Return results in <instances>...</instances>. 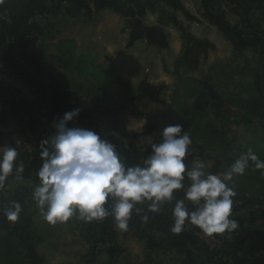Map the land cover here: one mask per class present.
<instances>
[{
  "label": "trees",
  "instance_id": "16d2710c",
  "mask_svg": "<svg viewBox=\"0 0 264 264\" xmlns=\"http://www.w3.org/2000/svg\"><path fill=\"white\" fill-rule=\"evenodd\" d=\"M110 4L115 11L125 15L128 9H136L140 0H103ZM264 0H207L209 8L217 16L220 23L227 28L228 33L239 39V45L233 49L230 60L216 62L210 66L207 73H204L200 79L192 77H175L176 90L171 100L172 104L185 105V99L178 93L180 86H186L187 83L195 85V89L188 87L189 98H194L196 106L189 109L187 113L179 118V124H182L183 130L187 131L191 139L205 143L210 148H217L220 151V158L229 167L240 154L246 152L249 148L264 160V71L259 76L258 70L251 68L252 58H246L244 65L240 68L238 65L233 67L236 61L245 55L246 50L253 51V58L260 70L264 63V22L262 20V9L260 5ZM78 3H82L79 8L88 7L90 4L97 6L99 0H73L70 1L66 12H72ZM36 12V13H35ZM49 9L45 7L35 8L32 12L31 23L28 24L22 39L28 43H35L44 32H50L52 20L48 18ZM232 15L233 19L227 15ZM41 15L35 19V15ZM60 56L58 59L59 67L70 74H76L82 78L83 82L71 81L66 82L67 90L74 91L80 96L81 103H89L92 106L101 109L120 108L126 111L134 107L135 99L124 97L115 99L108 93L117 81L112 71L103 66L98 67L92 55L77 56L71 48L70 41L61 43ZM250 46V47H249ZM257 58L255 59V57ZM225 68L230 69L226 75L229 80L232 76L246 77L252 75L256 82L235 81L224 83L215 80L214 73L223 72ZM0 71L6 75L14 77L16 80L25 84L32 94L36 96L38 111L33 109V103L29 102L14 88L0 83V107L4 119H10V109L2 100H12L19 113L28 112L32 123V132L37 143L32 150L33 161L24 163L25 170L23 176L33 175L32 178H38L36 173L39 166L42 165L40 158V142L44 139L45 130L37 121V114L41 113L46 116L50 123H53L50 112V93L52 90L61 88L57 83L51 86L49 90L43 89L38 83L27 81L22 75L16 73L9 61L0 51ZM220 73V72H219ZM178 74V73H177ZM233 81V80H232ZM53 82L56 80L53 79ZM233 87L229 90L228 87ZM160 88H152L144 85L139 89L142 98L154 97ZM139 98V97H138ZM137 99V98H136ZM141 100V99H139ZM220 104L217 108L216 106ZM215 108L216 114L221 117L219 124L208 120L210 109ZM234 108L236 110H234ZM254 127L250 132L252 139L243 142L228 140L231 133V127ZM234 144V145H233ZM236 146V148H235ZM122 160V158H121ZM264 170H256L254 166L246 170L243 176H237L238 186L234 190L237 195L233 198V203L240 206L243 213H232L231 218L238 222V229L232 234L215 235L211 237L216 243H211L196 226L186 225L184 231L180 234H173L170 229L173 226L172 209L175 200L163 205L159 213L147 211V205H137L144 208V212L137 215L135 211L129 221L128 230L140 242H147L148 247H156L159 251H169L181 249L186 255L185 264H264V257L259 258L257 253L264 254ZM34 186L25 185L17 186L7 197L5 207L11 206L13 202H18L22 206L20 218L14 224L7 221L2 223L7 232L0 235V264H24V252L28 246L35 242V231L33 228V218L37 210L33 200ZM177 199H183V194L177 192ZM110 203V202H109ZM187 206L192 209L193 205L186 202ZM106 207L108 205L106 204ZM149 217L147 222L142 220V216ZM69 223L79 230V235L85 245L97 247L101 251H106L104 239L107 238L108 232L114 227V220L109 223L96 224L93 222L85 223L74 215ZM11 226V228H10ZM110 226L111 227L110 229ZM109 227V229H108ZM108 248V247H107ZM111 259L108 264L111 263Z\"/></svg>",
  "mask_w": 264,
  "mask_h": 264
},
{
  "label": "crops",
  "instance_id": "0c3cea01",
  "mask_svg": "<svg viewBox=\"0 0 264 264\" xmlns=\"http://www.w3.org/2000/svg\"><path fill=\"white\" fill-rule=\"evenodd\" d=\"M70 1L73 0H4L14 6V10L6 14L3 10L7 7L0 4V51L16 73L31 83L42 85L45 90L57 84L43 70L45 57L51 55L59 58L61 43L65 40L70 41L69 46L75 55L90 54L98 67L107 65L118 82L128 84L134 90H139L142 85L160 88L161 93H158L164 95L165 100L154 103L150 98V103L157 106H169L171 83L177 75H203L210 56H220L218 42L223 44L222 48L228 51L229 56L239 45V39L228 33L209 8L207 0H140L139 6L128 9L125 15L115 11L103 0H99L97 6L90 4L79 8L76 5L72 12H66ZM37 7L56 10L54 13L49 10L48 18L52 20L51 29L54 31H51L54 33L58 29L62 37L51 45L28 43L22 39L31 23L32 12ZM61 9L65 12L62 17H67L66 13L73 18L82 17L81 24L66 23L60 17ZM80 10H85L82 15L78 13ZM111 95L119 99L125 93L111 90ZM50 99L53 120L62 118L64 113L76 108L81 109L69 127L91 130L94 124L103 123L113 130L117 123L124 129L129 118L137 119V110L124 111L122 107L101 109L89 103H81L80 96L70 90H52ZM2 101L9 106L11 115L10 119H4L3 115L0 118V146H15V141L19 139L25 148L18 150L17 160L23 163L33 161L31 142H35V137L32 136L28 112L19 113L12 100ZM15 176L14 172L9 179ZM32 176H23L22 173V179L35 184L38 178Z\"/></svg>",
  "mask_w": 264,
  "mask_h": 264
},
{
  "label": "clouds",
  "instance_id": "9594fccd",
  "mask_svg": "<svg viewBox=\"0 0 264 264\" xmlns=\"http://www.w3.org/2000/svg\"><path fill=\"white\" fill-rule=\"evenodd\" d=\"M80 111L76 108L54 120V134L40 142L42 166L36 173L39 183L32 196L46 222L65 223L77 215L90 223L111 216L117 229L127 231L133 211L137 215L145 211L137 205H147L148 212L159 213L163 205L175 200L173 234L182 233L186 225L196 226L208 237L238 229V222L231 218L237 195L231 185L252 166L264 170V160L253 149L241 153L223 173H207L203 162L189 166L192 140L182 124H171L160 133L159 142L150 143V155L142 163L130 165L121 160L109 139L90 129L68 126ZM21 143L17 139L15 146H0V190L14 172L22 179L25 165L17 160ZM186 177L190 181L187 185ZM179 191H183V199L176 198ZM21 212L18 202L3 209L13 224ZM141 218L144 222L149 219L147 215Z\"/></svg>",
  "mask_w": 264,
  "mask_h": 264
},
{
  "label": "rangeland",
  "instance_id": "374dc122",
  "mask_svg": "<svg viewBox=\"0 0 264 264\" xmlns=\"http://www.w3.org/2000/svg\"><path fill=\"white\" fill-rule=\"evenodd\" d=\"M3 5L4 7H7L3 10L5 14L14 10V6L12 5V3L4 2ZM82 5V3H78L77 6ZM259 7L260 9H262V11H264V3H262ZM49 10L53 13L56 11L54 8H50ZM82 10H80L78 13L81 14L85 11L84 10L82 12ZM59 13L60 17H62L65 12L61 9ZM66 14L67 17L61 18L64 19L66 23L71 24L75 22L76 24H81L80 22L83 20L82 17L77 16L73 18L70 17L71 15H69L68 13ZM227 15L233 19L232 15H230L229 13H227ZM37 16L41 15L36 14L34 18L36 19ZM261 18L264 22V12L262 13ZM52 31H54V29ZM52 31L44 32V34L41 35L36 42H38L39 44L45 43L46 45H51L62 37L58 29L54 33ZM222 45V43H217L218 53L220 56L219 58H217V56L215 58V56L213 55L210 56V60L207 63V66L204 68V73H207L210 66L214 65L216 62L230 60L232 55L229 56L230 54L225 48H222ZM45 58L46 59L45 64L43 65V70H45L46 73L49 74L48 76H50L54 80L56 79L57 83H59L61 87L58 88V90H60L61 92L67 91V89H65L67 87L65 86H69L66 85L68 82H83V79L77 77L76 74H70L69 72L63 70L61 71L57 58H54L51 55ZM223 58L224 60H221ZM246 58H252L251 62L253 64L251 68L258 70V73L260 74L259 76L263 75L261 71H264V69L260 70L259 68H257V66L260 64L255 63L256 61H254L253 58V51H251L250 49L245 51V55L240 58V60L236 61L233 67L236 68L238 65L241 68L244 65V61ZM256 58L257 56L255 57V59ZM103 66L108 68L107 65ZM229 72L230 69L228 68H225L223 72L218 71L217 69L214 73V78L218 75V78H215V80H220L224 83H232L235 81H240L239 83L256 82V80L252 78V75L250 76L249 74L244 78L240 76H232L233 81L226 79V75ZM113 75L114 78H116L115 74ZM189 75L194 79L201 78L198 74L189 73ZM142 86L144 87V85ZM189 86L192 87V89H195V85L187 83L186 86H180V91L178 93L181 97H183V99H185V105L172 104L171 99L174 98L173 95L176 90V82L173 81L171 83V90L169 94V106L167 104L164 106H162V104L157 106L150 103V100L153 99L154 103L162 102L163 100H165L164 95L159 94L161 92L156 93L154 97L150 96L149 98H142L138 89L134 90L128 84L116 81V84L111 89H109L108 93L111 95V90L115 93L124 92L125 95H128V97L135 99L136 101L133 102L135 104L134 107H137L136 121L135 119L129 118L124 129L123 127L121 128L120 124L118 125L116 123L113 130L109 129V127L107 128L108 125L105 126L103 125V123H97L91 127V130L100 134L102 138L109 139L110 142H112L116 146V150L119 153L120 158L127 161L128 164L133 165L142 163L143 160L151 153L150 143L160 141V133L163 131V129L171 124H179V118L183 114L187 113L189 109H193L196 106L195 99L189 98V91H191L190 89H188ZM228 89L233 90L232 85L231 87L229 86ZM125 95H123L122 97L124 98ZM219 105L220 104H218L216 108ZM214 109L215 108L210 109L208 120L213 123L219 124V122L221 121V117L216 114ZM234 110L236 109L234 108ZM141 120L143 124L140 123ZM144 121H146V123H144ZM254 129L255 126H232L231 133L228 135V140H234V138H236L237 142L235 144L237 145L238 142L241 143L247 139H252V137L250 136V132L254 131ZM117 131L118 134L115 135ZM32 136L35 137L33 134ZM191 140L192 143L189 146L190 155L187 158V163L189 164V166L193 165L195 162H203L205 164L204 170L207 173L211 174H220L228 169V167L225 166V163L220 158V151L217 150V148H210L203 142H199L194 139ZM36 144V142H31V145H33L31 147V151L33 150V148H35L34 145ZM23 146L24 145L21 143V147L19 148V150H24L25 146ZM6 183L7 186H5V188L0 192V235L7 232L6 227L2 226V223L6 222V220L1 217V213H3V209L5 208L6 203L5 201L9 194L19 185L36 187L39 181L35 184L28 183L24 179H18L15 176L11 177L10 179L8 178ZM184 183L185 185L190 183V181L187 180V177L185 178ZM238 183L239 182L235 177L231 185L233 187V190L237 188ZM179 192L183 194V191ZM35 209L37 210L33 218L35 242L29 245L28 249L25 250L24 264H108L110 259L112 260V264H185L187 260L186 255L182 253V250L180 248L176 250L159 251L156 247H148L147 242L138 241L135 237H133L129 230L121 231L117 229L115 225L114 227L110 226V229L111 227H113V229L112 231L108 232L107 238L104 239V243L106 244V251H101L98 246L91 248L88 245L84 244L82 238L79 235V230H76L74 226H71L69 221L51 225L43 219L41 211L37 205H35L34 210ZM235 211L238 214L243 213L242 209L240 210V206L233 203L232 213H234ZM111 219L113 220V218L109 216L102 221H94V223H109ZM239 220H241V218H239L237 221ZM204 237L211 243H216L215 239L208 236ZM256 256L262 258L264 257V254L257 253Z\"/></svg>",
  "mask_w": 264,
  "mask_h": 264
},
{
  "label": "built area",
  "instance_id": "2783aa9c",
  "mask_svg": "<svg viewBox=\"0 0 264 264\" xmlns=\"http://www.w3.org/2000/svg\"><path fill=\"white\" fill-rule=\"evenodd\" d=\"M41 16H37L36 19H39ZM0 83L7 85L9 87L14 88L17 92H19L23 97H25L29 102L33 103V109L38 111V106L36 104V96L32 94L30 89L23 84L21 81L16 80L14 77L6 75L2 71H0ZM37 121L43 126L45 133L44 139H47L51 135L54 134L55 129L53 127V123H50L46 116L42 115L41 113L37 114Z\"/></svg>",
  "mask_w": 264,
  "mask_h": 264
}]
</instances>
